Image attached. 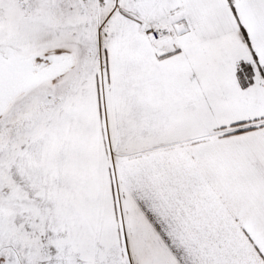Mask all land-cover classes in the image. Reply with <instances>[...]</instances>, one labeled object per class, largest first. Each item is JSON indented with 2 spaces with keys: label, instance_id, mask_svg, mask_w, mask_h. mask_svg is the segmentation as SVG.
Returning a JSON list of instances; mask_svg holds the SVG:
<instances>
[{
  "label": "snow or ice",
  "instance_id": "6c2138e0",
  "mask_svg": "<svg viewBox=\"0 0 264 264\" xmlns=\"http://www.w3.org/2000/svg\"><path fill=\"white\" fill-rule=\"evenodd\" d=\"M0 264H264V0H0Z\"/></svg>",
  "mask_w": 264,
  "mask_h": 264
}]
</instances>
